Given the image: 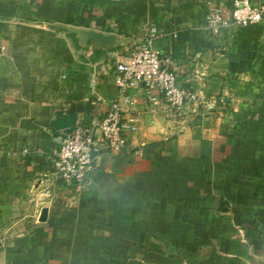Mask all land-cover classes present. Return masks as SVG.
<instances>
[{
    "label": "crops",
    "instance_id": "crops-1",
    "mask_svg": "<svg viewBox=\"0 0 264 264\" xmlns=\"http://www.w3.org/2000/svg\"><path fill=\"white\" fill-rule=\"evenodd\" d=\"M211 6L229 11L233 0H0V264H264V228L247 219V190L264 194L253 171L264 152V20L213 34ZM77 29L117 40L98 47ZM143 38L179 85L216 106L174 116L143 88L127 104L115 63ZM113 100L137 129L123 152L100 145L78 190L54 168L62 139ZM225 199L247 242L222 219Z\"/></svg>",
    "mask_w": 264,
    "mask_h": 264
},
{
    "label": "built area",
    "instance_id": "built-area-1",
    "mask_svg": "<svg viewBox=\"0 0 264 264\" xmlns=\"http://www.w3.org/2000/svg\"><path fill=\"white\" fill-rule=\"evenodd\" d=\"M263 20L264 3L233 0L229 11L220 6L210 7L206 15V29L220 34L229 26L245 27ZM115 83L127 104H134L130 91L143 88L154 105H159L162 97L174 116H183L192 106L195 111L201 105L209 110L216 106V100L207 99L179 85L174 69L162 57L161 51L153 46L150 38L134 42L128 53L115 63ZM137 122L138 117L134 113H124L120 101H111L108 111L96 124L78 123L72 134L62 139L54 160L56 174L79 190L100 145L104 144L113 152L125 151L130 145L128 132L137 129Z\"/></svg>",
    "mask_w": 264,
    "mask_h": 264
},
{
    "label": "rangeland",
    "instance_id": "rangeland-1",
    "mask_svg": "<svg viewBox=\"0 0 264 264\" xmlns=\"http://www.w3.org/2000/svg\"><path fill=\"white\" fill-rule=\"evenodd\" d=\"M256 91H258V88H256ZM252 97L254 98V96H251V95H250V97L247 96V99L250 98V100L248 101L249 103H251ZM253 100H257V99L254 98ZM247 106H250V104ZM250 107H252V106H250ZM254 118L255 117L251 118L250 120H247V130H252L253 127L257 126L258 123H255L256 121L254 120ZM263 125H264V123H263ZM235 128H237V127H234V129ZM256 137H253V139H252L253 144L252 145H254V141H255ZM257 154H258V156L256 158L258 159L261 155L259 153H257ZM262 154H263V156H262L263 159L257 160L258 161L257 163L260 164V167L257 170L253 169L254 172H260L261 173L257 177V183H256L257 186L256 187H258V185L260 187V185L263 184V182H264V168H263L264 167V152ZM261 188L263 190L264 184L261 185ZM247 193H248L247 197L249 198V202L247 203V208H249V206H250V209L252 210V213H251L252 216L247 217V219L252 222L253 227H256L258 230H261L262 228H264V194H262L263 197L260 198L261 194L258 193L257 191H254V190L250 191L248 189ZM240 198H241V196H240ZM241 200H243V199H241ZM224 201L227 202V204L229 203L226 199ZM227 204L225 205L226 206L225 210H223V209L220 210L222 219L224 220V222L231 220V221L227 222V224H232L233 227L236 229L235 235L237 236V238H239L240 240H243L244 242H247L250 238H249L248 230L245 227L246 223H244V221H243V220H245V218L240 216V219H239V217L237 215V213H238L237 207H235V205H233L231 203H229L228 205ZM263 234L260 233V235H263Z\"/></svg>",
    "mask_w": 264,
    "mask_h": 264
},
{
    "label": "water",
    "instance_id": "water-1",
    "mask_svg": "<svg viewBox=\"0 0 264 264\" xmlns=\"http://www.w3.org/2000/svg\"><path fill=\"white\" fill-rule=\"evenodd\" d=\"M77 33H83L98 47L114 46L117 36L114 34H105L94 30H76ZM48 209L44 207L41 211L40 221L47 220Z\"/></svg>",
    "mask_w": 264,
    "mask_h": 264
}]
</instances>
